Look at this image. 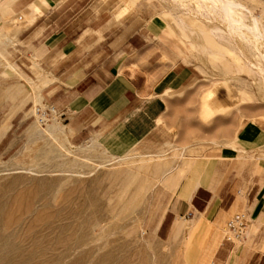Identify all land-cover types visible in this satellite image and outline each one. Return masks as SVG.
Returning a JSON list of instances; mask_svg holds the SVG:
<instances>
[{
    "label": "crops",
    "instance_id": "0c3cea01",
    "mask_svg": "<svg viewBox=\"0 0 264 264\" xmlns=\"http://www.w3.org/2000/svg\"><path fill=\"white\" fill-rule=\"evenodd\" d=\"M127 5L0 0L3 17H16L12 64L42 85L73 141L170 161L144 219L148 237L187 238L185 264H264V117L230 112L228 84L199 77L163 18ZM237 213L248 216L239 239L227 227Z\"/></svg>",
    "mask_w": 264,
    "mask_h": 264
},
{
    "label": "rangeland",
    "instance_id": "374dc122",
    "mask_svg": "<svg viewBox=\"0 0 264 264\" xmlns=\"http://www.w3.org/2000/svg\"><path fill=\"white\" fill-rule=\"evenodd\" d=\"M120 1L128 3L134 13L141 11L147 18H163L166 34L181 48L197 75L214 87L228 84L236 94V105L230 112L242 109L246 116L264 117V48L256 49L248 36L241 38L221 18L210 16L209 20L196 0ZM241 1L252 10L264 33V0ZM9 17L4 18L0 11V121L11 117L6 137L3 141L0 137V198L20 190L30 191L41 180L63 178L61 194L52 200L51 210L70 203L64 208L65 218H74L81 212L91 216L95 210L93 215L97 217L94 223L82 225L79 221L72 228L70 233L84 235L85 245L78 251L71 249L66 264H74L78 259H83L81 264H185L183 249L187 238L184 245L172 246L148 237L143 225L153 189L169 169L170 161L136 148L115 155L97 141L75 142L59 116L40 124L33 113L34 106L43 103L42 85L12 64L15 61L9 46L16 35L9 22L16 17ZM245 22L251 25L253 18L248 16ZM216 26L222 28L216 32L221 37L212 34ZM99 163L107 166L95 171ZM128 168L136 178L124 188L121 173ZM114 171L119 172L115 176L106 174ZM100 174L98 182L96 177ZM16 179L19 181L15 182ZM135 192L139 195L133 206L122 208L125 199ZM81 219L82 216L78 220Z\"/></svg>",
    "mask_w": 264,
    "mask_h": 264
},
{
    "label": "bare ground",
    "instance_id": "6f19581e",
    "mask_svg": "<svg viewBox=\"0 0 264 264\" xmlns=\"http://www.w3.org/2000/svg\"><path fill=\"white\" fill-rule=\"evenodd\" d=\"M196 1L195 4L198 3L196 5L200 7H198L199 10L202 8V11L204 10L209 15V20H212V18H221L224 22L231 25L241 38L248 36L252 40L251 42L254 43L255 48H264V33L259 21L243 1ZM210 16L212 17L211 19ZM248 16L253 18L251 25H247L245 22ZM221 29L218 26L213 27V36L219 35L221 37V33H216ZM10 120L11 117L6 116L0 121V137L9 128ZM70 155L75 156L76 154L71 153ZM104 166H107V164L99 163L95 171L99 168H104ZM119 171L106 172V174L115 176ZM131 172L129 168L122 170L121 174H123V179L120 183L124 188H127L131 180L136 178V174H131ZM101 175L96 177L98 182L101 180ZM18 181L19 179H16L15 182ZM64 182L65 179L63 178L56 181L41 180L30 191L20 190L5 194L0 198V243L2 244L0 245V264H66L65 262L71 254V249L78 251L85 245L84 235L72 234L70 232L72 228L78 226L77 222L79 221L82 225L94 223V219H97L93 215L96 210L91 213V216H88L85 212H81L71 219L63 216L64 208L66 209V207L71 206L70 203L67 205H58L56 209L51 210L52 200L56 199L58 194H61L60 192ZM137 195H139V192H135L125 199L122 208L129 205L133 206V203L136 202L135 197ZM90 196L94 201L97 200L94 193H90ZM96 214L98 216V213ZM79 216H82L81 220H78L80 218ZM64 245H68V248L57 251L58 248ZM82 260L78 259L74 264H81Z\"/></svg>",
    "mask_w": 264,
    "mask_h": 264
},
{
    "label": "built area",
    "instance_id": "2783aa9c",
    "mask_svg": "<svg viewBox=\"0 0 264 264\" xmlns=\"http://www.w3.org/2000/svg\"><path fill=\"white\" fill-rule=\"evenodd\" d=\"M33 116L44 125L55 116H58L57 108L48 102L39 103L34 106ZM248 216L245 213L233 215L227 222V227L234 238H242L246 232Z\"/></svg>",
    "mask_w": 264,
    "mask_h": 264
}]
</instances>
